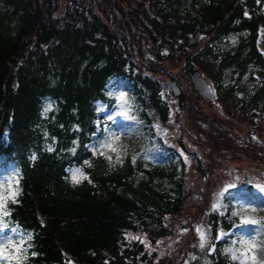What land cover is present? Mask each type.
<instances>
[{"label":"trees","instance_id":"obj_1","mask_svg":"<svg viewBox=\"0 0 264 264\" xmlns=\"http://www.w3.org/2000/svg\"><path fill=\"white\" fill-rule=\"evenodd\" d=\"M260 43L264 0H0V169L17 170L0 176V227L25 240L19 264H251L222 238L237 221L213 207L215 155L203 160L170 129L172 115L208 119L191 80L202 73L220 99L207 106L264 116ZM126 79L167 156H189L203 186L88 150L104 108L119 113L112 94ZM73 165L83 182L69 180ZM184 215L183 241L160 255Z\"/></svg>","mask_w":264,"mask_h":264},{"label":"rangeland","instance_id":"obj_2","mask_svg":"<svg viewBox=\"0 0 264 264\" xmlns=\"http://www.w3.org/2000/svg\"><path fill=\"white\" fill-rule=\"evenodd\" d=\"M260 48L264 51L263 43L260 44ZM191 80L202 97L198 105L208 119L197 114L187 116L186 120L184 114L172 115L170 133L176 139L182 137L189 144L196 143L197 150L205 161H208V156L215 155L214 172L218 189L214 192L213 201L214 204L219 203L217 209L222 216L237 221L235 228L222 237L228 238L232 248L240 255L246 257L247 252L246 258L251 264L252 255L256 257V264H264V192L257 187L264 185V116L260 114L253 121L247 118L250 113L244 117V112L239 107L232 110L227 118L224 112L218 113L206 104L210 100L220 105L218 93L209 78L202 73L195 74ZM168 85L174 94H180V88L175 82L169 81ZM120 90L121 92L112 94V99L118 102L119 113L109 115L108 108H104L100 114L104 118L98 125L92 142L87 145L92 155L116 158L119 162L132 155L135 160H142L146 166L153 167L152 169L160 168L165 175L171 176L176 173V178H179L186 174L189 185L194 190L203 186L204 178L193 168L189 156H184L182 160L167 156L157 130L142 120L139 114V102L133 95V85L125 80ZM183 123L185 132L181 130ZM188 146L191 150L195 149L193 145ZM221 150L224 152H220ZM182 166H185L186 170ZM75 169L83 171L80 166L73 165L67 169V173L69 180L77 184L72 180V172ZM5 173L11 174L16 171L12 166L8 169H0V176ZM83 173L84 177L79 179V183L87 178L86 173L84 171ZM4 180L8 181V178L4 177ZM165 181L171 183L168 178H165ZM250 187L256 188L259 192L252 191ZM243 217H250L258 223H245ZM187 221V215L178 219L177 234L160 244L158 248L160 255L176 251L186 234L185 228L181 229V225L186 226ZM198 227L203 229L207 237L204 248L208 245L211 234L204 224ZM196 233L200 246L201 238L197 229ZM24 242L21 234L9 235L5 227H0V264H19ZM245 242H250L256 247L248 251L249 243ZM17 249H20L19 253ZM205 259L209 260L207 254Z\"/></svg>","mask_w":264,"mask_h":264},{"label":"snow or ice","instance_id":"obj_3","mask_svg":"<svg viewBox=\"0 0 264 264\" xmlns=\"http://www.w3.org/2000/svg\"><path fill=\"white\" fill-rule=\"evenodd\" d=\"M121 98H123V97H121ZM46 111H47V109H46ZM126 114L127 113H125V115ZM72 151H75V149H72ZM83 177H84V173H83V171L81 169H75V170H73V172H72V180L74 182L79 183V179L80 178H83ZM257 187L259 188V190L261 192H264V185H257ZM219 206H220L219 203L213 205L214 208H218ZM242 219H244L245 223H248V222H250V223H258V221L254 220V219H252L250 217H243ZM197 231L199 232L200 238H201V244H200V246L203 248L204 242L206 241L207 237L205 236V233H204V231H203V229L201 227H198L197 228ZM135 238L136 239H140L139 237H135ZM245 243H249V250L248 251H251L252 248H255L256 247V245L251 244L250 242H245ZM229 251H232V250L229 249ZM17 252L19 253L20 252V249H17ZM245 256L246 257L248 256V253L247 252L245 253ZM234 258H235V254H234ZM250 259L252 261V264H256V257H255V255H252L250 257Z\"/></svg>","mask_w":264,"mask_h":264}]
</instances>
